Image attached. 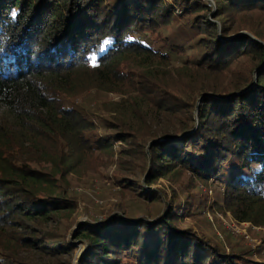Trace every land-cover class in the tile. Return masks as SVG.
<instances>
[{"label": "trees", "instance_id": "16d2710c", "mask_svg": "<svg viewBox=\"0 0 264 264\" xmlns=\"http://www.w3.org/2000/svg\"><path fill=\"white\" fill-rule=\"evenodd\" d=\"M213 1L214 12L199 0H0V236L7 227L23 229L17 244L48 257L76 247L53 230L33 228L73 208L72 199L51 192L54 175L28 164L22 147L35 133L61 135L70 154L139 137L148 142L147 174L135 191L151 206L77 224L73 239L86 244L78 264H264L183 226L177 202L147 189L185 170L220 182L223 209L238 222L264 227V36L253 31L225 40L241 28L223 17L264 11V0ZM151 52L160 64L178 62L175 76L184 78L189 96L177 95L149 66L137 74L127 68L129 58ZM247 56L253 62L233 70ZM199 71L237 77L218 88L194 82ZM121 85L128 96L113 117L69 100ZM206 93L213 96L202 99L196 123V104ZM96 120L111 132L93 134ZM7 249L0 243V264H34Z\"/></svg>", "mask_w": 264, "mask_h": 264}, {"label": "rangeland", "instance_id": "374dc122", "mask_svg": "<svg viewBox=\"0 0 264 264\" xmlns=\"http://www.w3.org/2000/svg\"><path fill=\"white\" fill-rule=\"evenodd\" d=\"M199 1L207 2L212 7V12L215 11L213 0ZM177 11L181 15V11L179 9ZM223 17L241 28L237 34L245 33L242 35L252 36V32L257 31L264 36V11L262 10L254 8L243 12L231 11ZM215 22L219 26V22L216 20ZM168 30L170 32V28ZM191 54L187 47L186 55L191 57ZM253 59V56L243 57L234 65L233 70L237 68L238 72L243 66L245 67V64H251ZM126 66L136 74L142 72L144 66L160 71L161 74L166 75L169 88L173 89L177 95L189 96L188 90L187 92L183 90L184 85L181 84L184 78L178 81L175 76V72L179 71L178 62L160 64L157 54L151 52L148 58L142 56L129 58ZM252 75L256 77L255 70L252 71ZM236 77V75H218L199 71L194 82L204 80L210 82L212 84L210 86L220 88L227 79L234 81ZM120 87L115 92L97 88L89 89L82 94L69 96V100L73 107L81 103L84 110L87 108V113L91 109L106 118L113 117L115 111L122 112V98L128 96L123 92L127 89L125 85ZM125 121L129 120L125 119ZM95 123L97 126L95 125L93 134L111 132V129H105L98 120ZM127 123L133 126L131 121ZM60 136L57 134L38 136V133H35L33 140L22 149L26 152L25 156L30 158L28 164L32 168L50 172L55 176V188L51 192L70 198L73 203L72 209L63 211L61 215L40 227L34 225L33 228L53 230L61 240L75 244V249L68 255L48 257L32 248L30 252H27L29 250L17 244V238L25 235L23 229L7 227L8 232L0 236V243L4 246L9 245L6 252L18 258L24 255L34 264H78L86 244L73 239L77 224L106 220L114 213L122 216V211L137 214L151 206L150 200H145L136 192L140 191L137 187L138 183L143 182L147 174V162L143 153L147 147V141L139 137L137 139L130 137L127 141H113V145L106 149L88 148L86 145L83 151L75 152L73 149L70 154L68 140ZM179 137L174 141L180 142ZM176 170L178 172L159 178L148 185L147 189L157 192L165 201L167 199L177 202L176 204L180 207V216H182L180 219L182 225L191 228L206 240L216 244L218 248L226 252L248 254L253 260L264 261V227L255 226L250 222H238L229 211L223 209L224 194L220 182H204L188 171ZM183 210L187 212L186 215ZM124 261L125 259H122V262Z\"/></svg>", "mask_w": 264, "mask_h": 264}, {"label": "water", "instance_id": "95a60500", "mask_svg": "<svg viewBox=\"0 0 264 264\" xmlns=\"http://www.w3.org/2000/svg\"><path fill=\"white\" fill-rule=\"evenodd\" d=\"M242 34H245V33H239V34H236V35H230V36H228L225 40H230V39H233V38H236V37H238L239 35H242ZM234 95V94H233ZM205 96H211V94H209V93H206V94H203V96H201L200 98H199V100H198V104H197V106H196V114H195V119H196V123H197V110H198V106H199V104L200 103H202V99L205 97ZM180 138V137H179Z\"/></svg>", "mask_w": 264, "mask_h": 264}, {"label": "snow or ice", "instance_id": "6c2138e0", "mask_svg": "<svg viewBox=\"0 0 264 264\" xmlns=\"http://www.w3.org/2000/svg\"><path fill=\"white\" fill-rule=\"evenodd\" d=\"M12 16H16V12L15 11L12 12Z\"/></svg>", "mask_w": 264, "mask_h": 264}]
</instances>
